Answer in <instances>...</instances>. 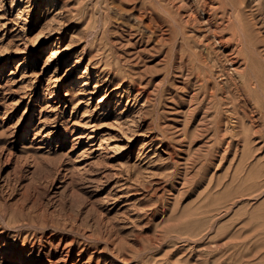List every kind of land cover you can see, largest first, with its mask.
Wrapping results in <instances>:
<instances>
[{
	"label": "rangeland",
	"instance_id": "obj_1",
	"mask_svg": "<svg viewBox=\"0 0 264 264\" xmlns=\"http://www.w3.org/2000/svg\"><path fill=\"white\" fill-rule=\"evenodd\" d=\"M0 264H264V0H0Z\"/></svg>",
	"mask_w": 264,
	"mask_h": 264
},
{
	"label": "bare ground",
	"instance_id": "obj_2",
	"mask_svg": "<svg viewBox=\"0 0 264 264\" xmlns=\"http://www.w3.org/2000/svg\"><path fill=\"white\" fill-rule=\"evenodd\" d=\"M213 39H214V42L216 43V44H218V45H220L221 47H223L224 46V44H223V41L220 39V38H218L216 35L215 36H213ZM225 43H226V41H224ZM62 46H60V45H54V48H53V50H52V52H51V56L53 57V58H55L57 55H59L60 53H61V50H62ZM243 77V75H241L240 76V78H242ZM254 82H255V80H254ZM253 82V83H254ZM236 87H237V85H236ZM252 87H253V84H252ZM238 89H240V88H238ZM238 92H241L240 90L238 91ZM242 94V93H241ZM102 99V101L104 102L105 101V99H104V97H101ZM100 100V99H99Z\"/></svg>",
	"mask_w": 264,
	"mask_h": 264
}]
</instances>
